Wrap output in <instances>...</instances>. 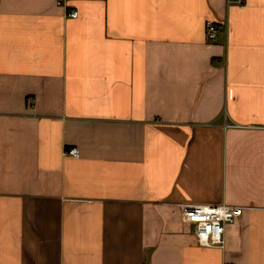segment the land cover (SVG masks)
<instances>
[{
	"label": "crops",
	"instance_id": "crops-1",
	"mask_svg": "<svg viewBox=\"0 0 264 264\" xmlns=\"http://www.w3.org/2000/svg\"><path fill=\"white\" fill-rule=\"evenodd\" d=\"M242 1L0 0V264H264V0ZM202 202L244 206L223 248L183 220Z\"/></svg>",
	"mask_w": 264,
	"mask_h": 264
},
{
	"label": "built area",
	"instance_id": "built-area-1",
	"mask_svg": "<svg viewBox=\"0 0 264 264\" xmlns=\"http://www.w3.org/2000/svg\"><path fill=\"white\" fill-rule=\"evenodd\" d=\"M237 5L242 0H233ZM67 16L76 17L78 11L72 9L67 11ZM205 33L207 38L214 40L217 36V26L211 19L205 21ZM68 154L78 156V149L70 147L66 150ZM184 222L193 226L196 243L201 246H217L223 248L224 226L236 220L242 214L244 206L226 203H186L180 204Z\"/></svg>",
	"mask_w": 264,
	"mask_h": 264
}]
</instances>
